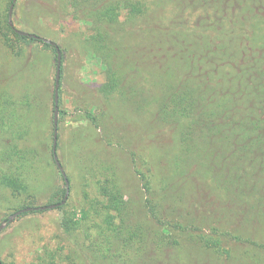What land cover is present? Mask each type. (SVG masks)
Segmentation results:
<instances>
[{
	"label": "trees",
	"instance_id": "obj_1",
	"mask_svg": "<svg viewBox=\"0 0 264 264\" xmlns=\"http://www.w3.org/2000/svg\"><path fill=\"white\" fill-rule=\"evenodd\" d=\"M1 2L0 59H23L28 79L12 90L21 67H0V223L66 193L53 152L55 80L39 73L56 70L57 49L17 33L12 0ZM69 5L105 77L87 89L90 125L64 146L59 45L57 152L70 187L65 156L81 153L82 137L98 142L90 157L104 143L118 151L103 165L78 159L85 205L79 214L68 200L57 208L56 243L30 264H264V0Z\"/></svg>",
	"mask_w": 264,
	"mask_h": 264
},
{
	"label": "rangeland",
	"instance_id": "obj_2",
	"mask_svg": "<svg viewBox=\"0 0 264 264\" xmlns=\"http://www.w3.org/2000/svg\"><path fill=\"white\" fill-rule=\"evenodd\" d=\"M1 3L2 8L4 7L5 9V0H2ZM16 3L18 7L17 10L16 8L14 9L16 13L13 14V22L16 27L50 38L64 49L65 73L61 107L65 109L66 113L64 114V122L60 125L61 129L59 132L61 134V144L64 146L66 143L72 145V140L77 134L79 127L90 125V121L82 116V108L88 102L85 96L91 95L87 92V89L97 90L98 84L105 80L104 72L100 65L90 62V58L84 47V27L69 16V0H17ZM4 48L5 46L0 42V52ZM3 56L5 58L0 59L1 68L2 66L6 69H10L12 66L17 68L23 67V59H18L11 55ZM22 67L13 79V83L11 84L12 90H21L24 83H27V71ZM39 73L42 75L48 73L50 79L52 81L55 80L56 70L53 66L51 69L49 66L47 68L44 65H40ZM80 140L83 141L85 146L81 153L77 155L76 151L70 150L71 154L65 156L67 169L69 171L71 169L75 174V177L73 175L75 179H73V185L70 187L68 197L69 207H72L78 214L85 205L84 191H86V187L82 185L75 170L78 168V159L82 158L83 163L86 160L85 163L92 162L103 165L111 162L113 158L112 152L118 151V146L115 142H113L115 145H111V147L104 143V145H99L101 149L99 156L90 157L87 148L92 155L89 146H92L91 148L97 151L98 142L86 137H82ZM131 180L133 179H130V183ZM58 182L61 183V180L59 179ZM134 182L135 180L133 184ZM46 201L47 197L40 200L36 206L43 205ZM10 204L18 205L17 202H11ZM6 210L5 206L3 207L1 203L0 216ZM20 215L0 231V256L7 261H14L15 264H30L32 261H36L35 258L40 248L44 245L53 246L56 243L54 232L61 216V211L55 208L36 210L33 213L27 212Z\"/></svg>",
	"mask_w": 264,
	"mask_h": 264
},
{
	"label": "water",
	"instance_id": "obj_3",
	"mask_svg": "<svg viewBox=\"0 0 264 264\" xmlns=\"http://www.w3.org/2000/svg\"><path fill=\"white\" fill-rule=\"evenodd\" d=\"M17 0H12V3L9 8L8 12V22L10 26L19 34L26 35V36H31L37 39H42L45 42H48L52 45H54L57 49V59H56V73H55V85H54V137H53V152H54V159L55 162L60 169L61 173L63 174L65 181H66V193L64 195V198L60 202L56 203H51V204H44V205H39V206H28L22 209H19L15 211L14 213L10 214L7 218V220H3L0 223V231L7 226L8 223H11L17 216L22 214L23 212L27 211H32V210H47V209H55L58 208L59 206L63 205L66 203L68 200L69 194H70V182L67 178V173L65 171L64 166L62 165L58 153H57V143H58V120H59V88H60V79H61V64H62V53L60 50L59 45L57 44L56 41L46 38L43 36H40L36 33L28 32L25 30H22L18 27L15 26L13 22V14H14V9L16 5Z\"/></svg>",
	"mask_w": 264,
	"mask_h": 264
}]
</instances>
